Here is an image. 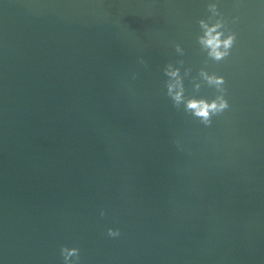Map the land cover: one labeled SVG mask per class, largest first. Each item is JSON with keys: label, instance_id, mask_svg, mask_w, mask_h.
I'll return each mask as SVG.
<instances>
[{"label": "water", "instance_id": "1", "mask_svg": "<svg viewBox=\"0 0 264 264\" xmlns=\"http://www.w3.org/2000/svg\"><path fill=\"white\" fill-rule=\"evenodd\" d=\"M220 7L229 108L205 126L161 72L173 42L205 66L203 0H0L3 264H264V4Z\"/></svg>", "mask_w": 264, "mask_h": 264}, {"label": "clouds", "instance_id": "2", "mask_svg": "<svg viewBox=\"0 0 264 264\" xmlns=\"http://www.w3.org/2000/svg\"><path fill=\"white\" fill-rule=\"evenodd\" d=\"M264 4V0H259ZM206 15L197 20L198 31L195 42L203 56L202 64L195 74L191 65L185 63V49L180 43L173 42L171 47L175 52V59L166 61L161 72L163 74V89L165 95L176 109H182L199 120L205 126L212 123V118L223 113L229 108V100L226 96L225 77L215 71H210L206 65L210 61H222L228 57L236 42L237 33L228 27L229 20L221 11V0H203ZM239 21L238 15L231 17V23ZM138 63L143 64L144 59L138 58ZM134 75V74H133ZM190 84V90L185 81ZM202 88L210 89V92H202ZM179 144V141H177ZM103 215V209L100 212ZM120 234L118 228L108 227L107 235L117 237ZM59 254L62 264H80V248L76 245L61 244ZM0 264H3L0 261Z\"/></svg>", "mask_w": 264, "mask_h": 264}]
</instances>
